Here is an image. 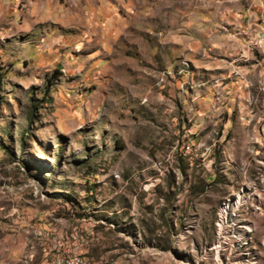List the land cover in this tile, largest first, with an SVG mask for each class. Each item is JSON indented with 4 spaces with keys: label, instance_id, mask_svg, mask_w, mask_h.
Returning <instances> with one entry per match:
<instances>
[{
    "label": "rangeland",
    "instance_id": "374dc122",
    "mask_svg": "<svg viewBox=\"0 0 264 264\" xmlns=\"http://www.w3.org/2000/svg\"><path fill=\"white\" fill-rule=\"evenodd\" d=\"M262 6L0 0V264H225L207 254L222 242L230 264H264V137L246 127L264 79L245 126L246 95L195 68L210 39L263 46L238 35ZM243 188L255 207L235 205Z\"/></svg>",
    "mask_w": 264,
    "mask_h": 264
},
{
    "label": "crops",
    "instance_id": "0c3cea01",
    "mask_svg": "<svg viewBox=\"0 0 264 264\" xmlns=\"http://www.w3.org/2000/svg\"><path fill=\"white\" fill-rule=\"evenodd\" d=\"M255 13L256 16L253 15L255 18L264 20V7L260 8ZM250 15L247 17H250ZM248 20V27L245 29V32L248 31L254 34L259 32V22L255 24L252 23L251 28L248 29L250 27V22L253 21L252 16ZM243 36L246 37V41L242 37L210 39L207 44L204 45L205 50L200 52L201 54L199 55L196 62L197 64L195 65L197 70L203 72L205 71L206 75L209 77L212 75L221 76L224 81L222 84H224L226 91L229 92L230 97L238 96L240 98H244V96L247 94L246 85L248 81L254 82V90H257V82L263 81L264 79V45L257 47V49H255L256 51L250 52L247 46L248 40L251 38V34H244ZM240 54L241 56L238 57ZM235 57L240 58L241 60L237 64L235 63ZM234 68H237L235 73L238 74V77L231 76V71ZM210 94L211 90H208L206 94L207 96L203 98L204 102H199V108L203 113H206L213 108V101L211 99L212 96L210 97ZM233 108H235L234 104L229 100L227 101L223 111L230 112ZM242 119H244L243 123L245 125V118L243 117ZM252 119L253 118L249 119V121ZM263 125L264 116L262 115L260 118L255 120L252 125L246 127L253 131L256 134L255 137H257L258 130L260 134H262L264 127Z\"/></svg>",
    "mask_w": 264,
    "mask_h": 264
},
{
    "label": "bare ground",
    "instance_id": "6f19581e",
    "mask_svg": "<svg viewBox=\"0 0 264 264\" xmlns=\"http://www.w3.org/2000/svg\"><path fill=\"white\" fill-rule=\"evenodd\" d=\"M261 38H262V42H264L263 41V30H262V32H261ZM252 48H253V46H252ZM254 49V48H253ZM248 121H249V118H248V120H247V123L246 124H248ZM248 137V136H247ZM262 138H263V135H262V137H261V139H260V144H259V146L261 145V141H262ZM258 146V147H259ZM264 157V156H263ZM254 161H257V160H254ZM258 161H260V162H262V166H264V158H262L261 160H258ZM259 172H263V171H261V170H257V169H254L253 167H251V169H250V173H249V176L248 177H250L253 181H254V177H253V173H259ZM258 182H264L262 179H258ZM245 185H246V183H245ZM241 197H239V198H237L236 200H235V205L236 204H238V201L240 200V199H242V198H244L245 199V203L246 204H252L254 207H255V200H257L258 198H252L251 196H248V191L246 190V189H244L243 188V194H241L240 195ZM233 204L231 203V200H229L228 201V204H227V206L225 207V209H224V211H223V213H222V218H221V220H220V227L221 228H223L227 223H228V219H229V215H230V213H231V206H232ZM255 217H256V212H255ZM247 221V220H246ZM256 222H257V218H256ZM257 224H258V222H257ZM252 224L251 223H249L248 221H247V225H242V227H246V229H247V231L249 232V233H252L253 231H252ZM227 247H228V245H227ZM228 251L229 252H225V260H226V253H230V249L228 248ZM215 255H220V254H215ZM232 261H230L229 263H227V264H230ZM81 264H82V259H81Z\"/></svg>",
    "mask_w": 264,
    "mask_h": 264
},
{
    "label": "built area",
    "instance_id": "2783aa9c",
    "mask_svg": "<svg viewBox=\"0 0 264 264\" xmlns=\"http://www.w3.org/2000/svg\"><path fill=\"white\" fill-rule=\"evenodd\" d=\"M256 22H259V36H258V38L261 39V32H262V30H264V20L263 19H258ZM244 32H245V29L240 31L238 33V35H243ZM261 42H262V39H261ZM247 47L248 48H252V46H247ZM247 98H248V96L246 95V102H245V108H244V110H245V126H246V123H247V120H248L249 109H250V107L247 105ZM262 135H264V127H263V134H259V141H258L257 147L260 144V139H261ZM218 149H219V146H218ZM216 154L218 156V152ZM214 162H215V158H214L213 161H209V163H214ZM251 215L254 217L255 224L257 225L256 218H255V212L251 211ZM260 251L262 253H264V248L260 247ZM225 252H229L228 251V247H227L226 243L222 242V244L215 251L207 252V254H208V256H210L211 254H220L222 256V258L225 260ZM230 261L231 260H225V264L229 263ZM68 264H81V258H75V257L74 258H70Z\"/></svg>",
    "mask_w": 264,
    "mask_h": 264
}]
</instances>
